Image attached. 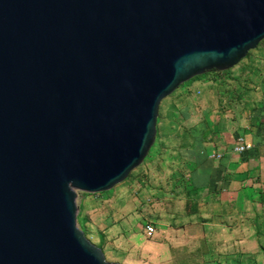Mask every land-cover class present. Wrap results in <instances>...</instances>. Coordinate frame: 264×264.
<instances>
[{"label": "water", "instance_id": "95a60500", "mask_svg": "<svg viewBox=\"0 0 264 264\" xmlns=\"http://www.w3.org/2000/svg\"><path fill=\"white\" fill-rule=\"evenodd\" d=\"M262 40L264 0H0V264H127L79 192L127 179L162 100Z\"/></svg>", "mask_w": 264, "mask_h": 264}, {"label": "crops", "instance_id": "0c3cea01", "mask_svg": "<svg viewBox=\"0 0 264 264\" xmlns=\"http://www.w3.org/2000/svg\"><path fill=\"white\" fill-rule=\"evenodd\" d=\"M259 58V67L238 81L235 91L226 96L217 92L215 100L211 94L202 95V109H179V138L170 146L173 153L161 159L163 179L169 180L163 184L172 187L159 191L155 209L147 208L137 218L131 204L117 208L112 200L109 221L98 225L101 245L125 243V263L187 264L195 257V264H258L264 257V56ZM208 79L197 77L187 86L198 91L202 80L213 83ZM240 137L253 149L236 152ZM217 153L222 156H212ZM82 201L88 203L86 195ZM147 224L157 228L153 236L146 234Z\"/></svg>", "mask_w": 264, "mask_h": 264}, {"label": "rangeland", "instance_id": "374dc122", "mask_svg": "<svg viewBox=\"0 0 264 264\" xmlns=\"http://www.w3.org/2000/svg\"><path fill=\"white\" fill-rule=\"evenodd\" d=\"M261 56H264V40L260 42L257 48L251 50L245 58L234 66L231 73L229 71V74L226 73L221 77H215L214 79H212V76H217V74H206L209 81L213 80L212 84L211 82L205 83V80H202L203 85L197 91L193 87L189 88V86H187L192 79L183 83L171 95L164 98L160 104L156 140L144 162L135 168L127 179L108 191L100 193L79 192L78 203L80 205V212L78 216V223L85 231L86 236L94 244L103 249L105 257L108 261L125 263L124 259L126 251H129V248L128 246H125V243H122V247H115L114 245H101L103 242V236L99 233L100 231L98 230V225L103 221H109L110 211L113 212L112 209H114L112 207V200L115 202L114 206L117 208L118 206L122 207V205L127 206L128 204H131L133 207L131 213L134 217L139 218L147 208L150 210L157 207L160 200L157 197L158 193L161 191L169 192L172 187L163 184V181L166 180L169 182V180L163 179V172L161 171L163 169V164L161 159L164 158V154L173 153V149L170 148V146L173 147V145H175L176 142L173 140L174 138H179L177 136V134L181 132V130H177L179 129L180 124V122H178L179 118L177 117L179 109L185 107H192L196 110L202 109L205 103V100L201 97L202 95L205 96L207 94H211L209 97L213 96V100H215L217 92L226 96L229 91H235L241 85L238 83L245 79L246 75L251 70L259 67L256 60H259V57ZM206 75L204 74V77H206ZM181 89H188V91L182 94L180 93ZM209 102H212V98L208 100V103ZM186 123H188V121H185V124ZM182 125L184 124L182 123ZM176 145L178 146V144ZM139 183H142V186H140ZM84 195H86L88 203H84L82 201L84 199ZM141 198H144L145 202L141 203ZM168 199H171V197H168ZM88 205L90 208L89 212L86 211V206ZM85 216L89 219H87V222ZM139 239L140 237L136 235L135 240L140 244L142 241ZM194 259L196 258L193 257V259H191V263L187 262V264H195L196 261ZM238 261L240 260H229L227 264H238ZM257 261L258 264H264V257ZM240 263L246 264L247 261L243 260L240 261ZM205 264L219 263L214 260L208 261Z\"/></svg>", "mask_w": 264, "mask_h": 264}, {"label": "built area", "instance_id": "2783aa9c", "mask_svg": "<svg viewBox=\"0 0 264 264\" xmlns=\"http://www.w3.org/2000/svg\"><path fill=\"white\" fill-rule=\"evenodd\" d=\"M253 147H254L253 144L250 143V142H248V141L245 139V137H240V138L238 139V142H237L236 145L234 146V150H235L236 152H238V153H242V152H245V151H250V150H252ZM212 156H213V157H217V158H219V157L222 156V154L217 153V154H213ZM156 231H157V228H156L154 225H152V224H147V225H146V234H147L148 236H153V235L156 233Z\"/></svg>", "mask_w": 264, "mask_h": 264}, {"label": "trees", "instance_id": "16d2710c", "mask_svg": "<svg viewBox=\"0 0 264 264\" xmlns=\"http://www.w3.org/2000/svg\"><path fill=\"white\" fill-rule=\"evenodd\" d=\"M249 53H250V52H249ZM229 70H230V69H229ZM229 70H225V71L212 70V71L206 72L205 75H206V74H218V75H224V74L228 73ZM201 76H204V74H203V75L196 76V77H194V78L201 77ZM194 78H192V79H194ZM158 122H159V119H158Z\"/></svg>", "mask_w": 264, "mask_h": 264}]
</instances>
